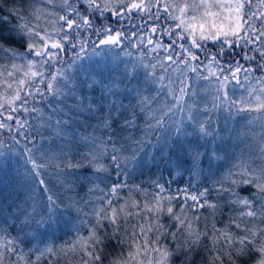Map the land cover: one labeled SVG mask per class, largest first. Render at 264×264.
<instances>
[{
  "label": "snow or ice",
  "instance_id": "obj_1",
  "mask_svg": "<svg viewBox=\"0 0 264 264\" xmlns=\"http://www.w3.org/2000/svg\"><path fill=\"white\" fill-rule=\"evenodd\" d=\"M0 264H264V0H0Z\"/></svg>",
  "mask_w": 264,
  "mask_h": 264
},
{
  "label": "rangeland",
  "instance_id": "obj_2",
  "mask_svg": "<svg viewBox=\"0 0 264 264\" xmlns=\"http://www.w3.org/2000/svg\"><path fill=\"white\" fill-rule=\"evenodd\" d=\"M209 103H210V98H209ZM253 118L257 117V114L256 113H252L251 114ZM255 123V119L253 121ZM242 123H246V121H243ZM257 131H259V128L257 126ZM17 191L19 192V198H20V201H24V200H27L29 195H32L34 198H43L45 194H41V193H38L37 191L35 192H32L30 193L26 188H20V189H17ZM5 196L8 195V191L6 190L5 193H4ZM13 197L16 196V192H13L12 193ZM70 195H74V193L70 194ZM58 244L59 243H62L63 241L59 242V241H56Z\"/></svg>",
  "mask_w": 264,
  "mask_h": 264
},
{
  "label": "trees",
  "instance_id": "obj_3",
  "mask_svg": "<svg viewBox=\"0 0 264 264\" xmlns=\"http://www.w3.org/2000/svg\"><path fill=\"white\" fill-rule=\"evenodd\" d=\"M5 35H7V33H5ZM38 193H41L39 190H36ZM41 194H44V193H41ZM72 194V193H69V195ZM46 195V194H45ZM58 236L61 235V233H57ZM64 239H70V237H64ZM59 242H61L62 240H57Z\"/></svg>",
  "mask_w": 264,
  "mask_h": 264
}]
</instances>
